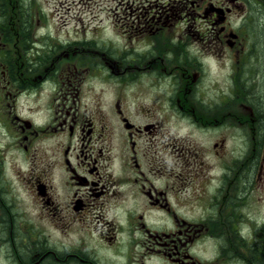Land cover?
<instances>
[{"label":"flooded vegetation","instance_id":"flooded-vegetation-1","mask_svg":"<svg viewBox=\"0 0 264 264\" xmlns=\"http://www.w3.org/2000/svg\"><path fill=\"white\" fill-rule=\"evenodd\" d=\"M131 3L113 54L0 13V264H264V0Z\"/></svg>","mask_w":264,"mask_h":264},{"label":"rangeland","instance_id":"rangeland-1","mask_svg":"<svg viewBox=\"0 0 264 264\" xmlns=\"http://www.w3.org/2000/svg\"><path fill=\"white\" fill-rule=\"evenodd\" d=\"M132 0H0V13L6 16L10 23L24 25L29 33L35 32L42 42L51 43L57 49L56 55L65 51V43L73 42L74 50L81 49L88 53L103 48L107 53H117L127 44L125 50L133 47L129 44L126 31V14H129L134 6ZM159 1L156 4L166 0ZM129 19V18H128ZM47 38L43 41L42 38ZM52 47V46H51ZM140 47V45H139ZM49 49V47H48ZM79 50V51H81ZM113 82L103 78L89 77L88 84L95 92H100V101L106 102L114 98L116 86ZM161 121V119L159 120ZM161 133L164 143L169 149L164 151L154 148L157 155H151L155 159H170L175 161L182 159L180 152L183 150H195L199 146L211 147L213 142L202 140L200 135L191 126L180 123L175 117L165 119ZM154 142L155 139L148 137ZM238 143L236 139L234 141ZM50 140L40 142L41 155H50ZM12 160V159H10ZM21 164L24 162L21 160ZM21 164H16V168Z\"/></svg>","mask_w":264,"mask_h":264}]
</instances>
